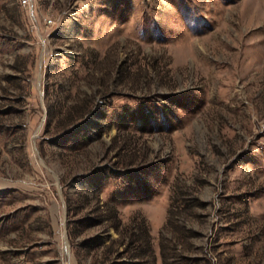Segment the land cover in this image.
<instances>
[{
  "label": "rangeland",
  "instance_id": "1",
  "mask_svg": "<svg viewBox=\"0 0 264 264\" xmlns=\"http://www.w3.org/2000/svg\"><path fill=\"white\" fill-rule=\"evenodd\" d=\"M119 263L264 264V0H0V264Z\"/></svg>",
  "mask_w": 264,
  "mask_h": 264
},
{
  "label": "trees",
  "instance_id": "2",
  "mask_svg": "<svg viewBox=\"0 0 264 264\" xmlns=\"http://www.w3.org/2000/svg\"><path fill=\"white\" fill-rule=\"evenodd\" d=\"M71 107V109L70 110H68V112H67V114H66V116H68V119L65 121V122H67V124L71 121V120H73V118L74 119H76V118H79V119H81L82 117H83V119L85 118V117H87V115L88 114H90L92 111H93V107H94V105L91 103V101H87V102H85L84 104H82L81 106H79V105H72V106H70ZM50 108V107H49ZM49 114L50 115H52V110L51 109H49ZM82 119V120H83ZM80 122H78V123H76V124H74V125H72V126H70L71 128H68L67 130L69 131H72L71 129L73 128V127H75L76 125H78ZM116 213V212H115ZM114 216V218H115V220H117L116 219V215H113ZM90 242H91V246H96L95 244L97 243V240L96 239H91V240H89ZM95 241V242H94ZM123 243V242H122ZM125 243V242H124ZM119 264H123V263H119Z\"/></svg>",
  "mask_w": 264,
  "mask_h": 264
},
{
  "label": "built area",
  "instance_id": "3",
  "mask_svg": "<svg viewBox=\"0 0 264 264\" xmlns=\"http://www.w3.org/2000/svg\"><path fill=\"white\" fill-rule=\"evenodd\" d=\"M25 2L27 1V0H24Z\"/></svg>",
  "mask_w": 264,
  "mask_h": 264
}]
</instances>
